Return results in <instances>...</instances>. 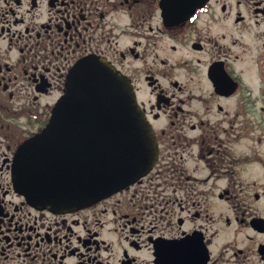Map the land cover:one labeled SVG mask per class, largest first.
Instances as JSON below:
<instances>
[{
  "label": "flooded vegetation",
  "instance_id": "flooded-vegetation-1",
  "mask_svg": "<svg viewBox=\"0 0 264 264\" xmlns=\"http://www.w3.org/2000/svg\"><path fill=\"white\" fill-rule=\"evenodd\" d=\"M0 0V264H264V0ZM133 82L158 161L82 210L31 205L17 150L81 59Z\"/></svg>",
  "mask_w": 264,
  "mask_h": 264
},
{
  "label": "water",
  "instance_id": "water-1",
  "mask_svg": "<svg viewBox=\"0 0 264 264\" xmlns=\"http://www.w3.org/2000/svg\"><path fill=\"white\" fill-rule=\"evenodd\" d=\"M178 1L183 6L171 15L178 21L198 5V0ZM157 153L130 80L90 58L71 70L47 127L20 148L16 182L34 205L72 211L137 181Z\"/></svg>",
  "mask_w": 264,
  "mask_h": 264
}]
</instances>
